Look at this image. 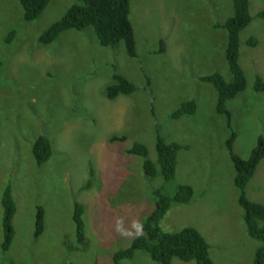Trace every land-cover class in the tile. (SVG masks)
<instances>
[{
  "label": "rangeland",
  "instance_id": "1",
  "mask_svg": "<svg viewBox=\"0 0 264 264\" xmlns=\"http://www.w3.org/2000/svg\"><path fill=\"white\" fill-rule=\"evenodd\" d=\"M73 2L50 0L37 20L26 22L18 0H0V201L10 186L16 205L12 244L5 252L0 248V264H112V255L141 234L156 188L164 185L172 194L182 184L192 187L193 197L187 205H172L161 229L195 228L216 264H252L261 243L243 223L225 147L230 131L214 111L215 91L198 80L217 72L230 81L226 35L217 25L232 15L231 0H130L135 59L121 45L100 46L91 28L39 45L38 36ZM262 9L264 0H250L253 20L239 34L238 57L247 87L227 103L236 133L233 152L242 159L264 137V93L253 90L256 76L264 80V21L255 17ZM251 37L255 48L246 45ZM115 73L136 91L108 99ZM190 100L197 105L193 116L169 118ZM157 130L167 142L187 146L168 184L160 177L147 181L141 159L129 153L139 143L155 161ZM38 136L52 146L51 158L39 167L30 152ZM245 191L248 200L264 204V159ZM77 203L84 209L81 242L72 222ZM36 206L44 209L37 239ZM1 217L0 205V244ZM122 264L155 263L137 251Z\"/></svg>",
  "mask_w": 264,
  "mask_h": 264
},
{
  "label": "trees",
  "instance_id": "2",
  "mask_svg": "<svg viewBox=\"0 0 264 264\" xmlns=\"http://www.w3.org/2000/svg\"><path fill=\"white\" fill-rule=\"evenodd\" d=\"M22 9L23 19L26 22H34L43 13L50 0H18ZM250 0H231L232 15L218 28L223 29L226 35L224 59L230 74V81L217 73H211L198 78L209 85L215 91L214 111L217 115L226 119V126L230 135L225 142L229 159L234 168L233 185L239 191L238 204L242 210V219L247 235L261 245L255 250L252 264H264V204L248 200L246 187L254 177L257 166L264 159V137L258 136L255 147L246 159H242L233 152V144L236 133L231 125V114L227 110V103L246 90V77L242 70L239 57V34L253 20L249 12ZM130 0H74L66 9L61 18L52 22L37 38V43L49 46L54 43L61 34L67 31L81 32L88 28L93 32L99 45L102 47L116 48L121 45L127 58L137 57L134 33L129 21ZM255 17L264 21V9ZM15 32L9 33L5 40L8 44L12 41ZM246 45L250 48L257 46L254 37L248 38ZM163 47L160 52H162ZM253 90L256 93H264V80L256 76L253 82ZM136 91L135 86L122 75L115 73L112 76V84L105 90L108 99L118 96H128ZM195 101L181 103L170 115L171 120H179L183 117L193 116L196 113ZM187 149L176 142H167L156 131L155 158L148 157L147 148L139 143L132 144L129 153L141 159V169L144 178L153 182L160 177L164 184L174 181L177 156L180 150ZM30 152L36 166L45 164L52 156V146L43 136L36 137L30 147ZM164 186V185H163ZM158 187L153 192L155 202L150 212L145 216L140 225L141 234L135 237L129 246L117 250L112 255V264H122L131 260L134 253H145L155 264H172L178 260L183 263L216 264L210 256V246L202 234L192 227H183L175 232L163 231L160 222L172 205H187L191 201L194 191L191 186L178 185L172 194L164 192L165 187ZM166 186V185H165ZM1 232L2 251L9 250L13 236V217L16 205L11 195V188H4L1 201ZM84 209L81 204H74L72 222L77 242H81L85 235ZM44 230V209L36 206L33 238L37 239ZM8 264H28L12 263Z\"/></svg>",
  "mask_w": 264,
  "mask_h": 264
}]
</instances>
